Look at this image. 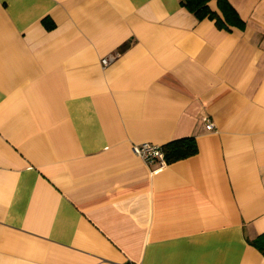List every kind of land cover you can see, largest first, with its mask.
<instances>
[{
  "label": "crops",
  "instance_id": "0c3cea01",
  "mask_svg": "<svg viewBox=\"0 0 264 264\" xmlns=\"http://www.w3.org/2000/svg\"><path fill=\"white\" fill-rule=\"evenodd\" d=\"M228 1L0 0V264H264V0Z\"/></svg>",
  "mask_w": 264,
  "mask_h": 264
},
{
  "label": "trees",
  "instance_id": "16d2710c",
  "mask_svg": "<svg viewBox=\"0 0 264 264\" xmlns=\"http://www.w3.org/2000/svg\"><path fill=\"white\" fill-rule=\"evenodd\" d=\"M209 0H181V4L192 12L198 19L211 18L221 28H230L231 26L243 29L245 22L240 18L234 7L228 0H217L218 14L212 11L208 6ZM167 162H173L196 153V143L193 137L173 140L162 145ZM262 255H264V232L258 234L249 240Z\"/></svg>",
  "mask_w": 264,
  "mask_h": 264
},
{
  "label": "built area",
  "instance_id": "2783aa9c",
  "mask_svg": "<svg viewBox=\"0 0 264 264\" xmlns=\"http://www.w3.org/2000/svg\"><path fill=\"white\" fill-rule=\"evenodd\" d=\"M110 57H104L101 60L102 65L106 66L111 62ZM212 123L208 122L206 128L212 129ZM132 151L135 155L142 158L148 165H154L157 167L163 166L166 163L164 150L162 145L153 144L149 142H143L132 145Z\"/></svg>",
  "mask_w": 264,
  "mask_h": 264
}]
</instances>
